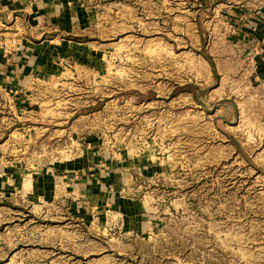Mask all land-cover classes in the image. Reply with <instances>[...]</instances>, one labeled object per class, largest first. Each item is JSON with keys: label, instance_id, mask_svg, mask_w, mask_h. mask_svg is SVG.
Segmentation results:
<instances>
[{"label": "rangeland", "instance_id": "1", "mask_svg": "<svg viewBox=\"0 0 264 264\" xmlns=\"http://www.w3.org/2000/svg\"><path fill=\"white\" fill-rule=\"evenodd\" d=\"M258 1H79L0 95V165L58 179L0 199V264H264V60L213 13Z\"/></svg>", "mask_w": 264, "mask_h": 264}, {"label": "crops", "instance_id": "2", "mask_svg": "<svg viewBox=\"0 0 264 264\" xmlns=\"http://www.w3.org/2000/svg\"><path fill=\"white\" fill-rule=\"evenodd\" d=\"M79 1L0 0V95L15 89L14 85H17L30 73L31 65H35L39 61V59L36 60L37 48L46 44L50 39L60 37L56 34L66 28L67 17L73 9L78 8ZM258 2L254 3L256 6L237 3L234 5L219 4L214 8L216 16L219 19L224 20L226 18L229 20V23L232 24L230 25L235 29L234 33L229 31L231 28H228V31L232 34H228V40L230 39L228 43L244 53L255 51V56H260L264 60V3ZM212 5L214 6V3H211L210 7ZM5 29L12 30V32L5 33ZM3 36L7 39L4 40ZM15 36L18 38V43L13 45L8 37ZM3 44L8 48L11 47V49L5 50ZM10 102H13V100ZM20 172L0 165V199L10 193L9 195L29 204L37 203L39 200L55 202L57 198V187L55 185L57 181L55 180H58L55 174L37 176L35 173L22 175L23 173ZM78 172H70L69 174L73 177V173H75V180H78H73L71 189L82 193V197L85 198H89L90 195L97 197L96 194H102L101 183H96L92 173L84 175L85 173L82 172L79 178L77 177ZM66 174L67 172L63 177L61 176V180H68ZM19 177L23 178V181L28 178L27 181L31 183V190L25 189V184L21 183L20 185L18 183L15 193L5 191L4 185L17 183L21 179H18ZM63 191H66V189L63 188ZM108 191L106 200L110 196Z\"/></svg>", "mask_w": 264, "mask_h": 264}, {"label": "built area", "instance_id": "3", "mask_svg": "<svg viewBox=\"0 0 264 264\" xmlns=\"http://www.w3.org/2000/svg\"><path fill=\"white\" fill-rule=\"evenodd\" d=\"M227 1V3L229 2V1H233V0H226ZM224 4H226V2H223ZM216 8V7H215ZM215 8L213 9V13H216V11H215ZM227 16V15H226ZM15 20H16V18H15ZM230 21L229 20H227L226 18H224V20L221 22V23H219L220 24V28H223V27H225V29H228V28H231V29H229V31L231 30L232 32H234L235 33V29L231 26L232 24L231 23H229ZM231 24V25H230ZM4 32L5 33H8V32H12V30H9V29H5L4 30ZM3 38H4V40L5 39H7V37H5V36H3ZM9 38V41L13 44V45H16L18 42V38H17V36H15V37H8ZM3 40V41H4ZM0 42H1V40H0ZM3 47L5 48V50H10L11 49V47L10 48H8L6 45H4L3 44ZM91 146H90V144H88V147L87 148H90ZM78 175V174H77ZM78 177V176H77ZM96 183H100V181L97 179L96 180Z\"/></svg>", "mask_w": 264, "mask_h": 264}]
</instances>
